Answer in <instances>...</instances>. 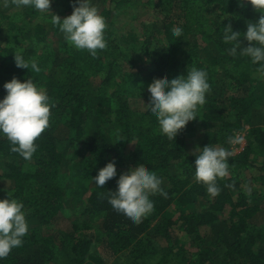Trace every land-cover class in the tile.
<instances>
[{
  "label": "trees",
  "instance_id": "trees-1",
  "mask_svg": "<svg viewBox=\"0 0 264 264\" xmlns=\"http://www.w3.org/2000/svg\"><path fill=\"white\" fill-rule=\"evenodd\" d=\"M74 3L52 0L60 8L48 15L0 0V99L15 77L33 79L54 105L31 160L0 135V199L9 192L22 201L29 224L23 245L0 264H106L123 253L131 264H264V78L259 65L239 50L232 56L223 42L230 25L249 46L243 33L261 13L238 0H92L107 23V47L93 58L52 22ZM145 3L154 13L139 28L116 27V14ZM177 27L179 38L172 36ZM15 55L35 59L41 71L18 68ZM193 67L207 72L210 91L198 118L169 140L149 114L148 88ZM243 132L247 144L230 158L212 197L195 179V150L231 149L229 137ZM111 161L116 179L96 186L92 178ZM140 166L162 179L167 197L151 196L153 212L134 224L108 199ZM248 171L257 174L249 190L242 180ZM72 217L73 231L61 232L58 221Z\"/></svg>",
  "mask_w": 264,
  "mask_h": 264
},
{
  "label": "clouds",
  "instance_id": "clouds-1",
  "mask_svg": "<svg viewBox=\"0 0 264 264\" xmlns=\"http://www.w3.org/2000/svg\"><path fill=\"white\" fill-rule=\"evenodd\" d=\"M241 6L251 4L261 13L256 22L247 24L243 37L249 42L245 47L240 43L241 33L229 25L223 29V42L232 45L229 53L249 57L253 64L259 65L257 72L264 78V0H238ZM18 7H31L40 12H51L52 0H12ZM78 5V6H77ZM71 15L61 19L55 15L54 25L59 27L69 44L78 50H87L96 58L98 51L107 47L105 30L106 19L100 14L92 0H75ZM52 13V12H51ZM172 36H182V29L177 27ZM16 66L41 71L38 62L25 60L22 55H15ZM6 96L0 99V135L7 138L11 151L23 159L31 160L38 149L37 139L50 126L51 109L54 105L43 87L33 79L21 82L13 78L4 84ZM210 91L208 74L205 70L193 67L186 76L171 80L154 81L148 88L150 101L147 104L151 117L159 124L161 133L169 140H176L178 134L190 121L196 120L197 112L206 103V94ZM243 143V137H229L228 144L235 146ZM195 179L206 186L207 193L218 196L221 189L218 179L229 175V160L235 155L234 149L207 145L195 150ZM115 161L109 162L92 178L96 186L103 188L109 180L116 179ZM163 181L157 174L143 166L130 169V175L120 178L117 191L110 193L108 204L117 214L134 224L154 210L151 196L160 194L167 197L161 187ZM24 203L8 192V198L0 199V259L6 258L13 249L23 245V238L28 234L29 224L26 219Z\"/></svg>",
  "mask_w": 264,
  "mask_h": 264
},
{
  "label": "rangeland",
  "instance_id": "rangeland-1",
  "mask_svg": "<svg viewBox=\"0 0 264 264\" xmlns=\"http://www.w3.org/2000/svg\"><path fill=\"white\" fill-rule=\"evenodd\" d=\"M96 6H98V5H96ZM57 8H60V7L58 6V7L54 8L51 6L50 10H51V12H55L57 10ZM68 10L66 12H64V14L62 16L65 15L67 17V16L71 15V12L73 10H71V11H68ZM51 12H47V14L49 15V13H51ZM116 13H118V12H116ZM153 13H154V10L152 8L147 7V5L145 3L141 7L135 6L134 8H131L129 11H125L122 13L120 12L119 15L116 14L117 16L115 15V18H114L115 21L114 22L116 24V27L119 28V30L123 29L125 26L129 25L130 23H132L133 27L139 28L140 27L139 23H141V21H144L148 17L151 18ZM55 15H57V14H55ZM58 16H60V15H58ZM53 17L54 16H52L51 19H53ZM49 20H50V18H49ZM116 35H119V33L117 32ZM64 39H65V37H64ZM238 135L243 137V143L235 145V146H231V149H234L235 154L240 153L247 144V139H246L247 133L243 132V133L238 134ZM190 147H192L194 149L196 148V146L192 145V144L190 145ZM253 175L257 176L255 171H248L245 175H242V180H244V188H246L247 190H249V188L251 187L250 185H252V183L250 182L249 179H251L253 177ZM254 180H255V178H254ZM254 186H255L254 188H256V186H257L256 183L254 184ZM258 186L259 187L257 189H262L260 184H258ZM0 191H2V188H0ZM78 205L81 206L82 202H78ZM73 219H74L73 217L70 219L69 218L68 219H60L57 223L58 229L61 232H68V233L72 232L73 228H74L73 227ZM261 219L263 222L264 216H262ZM79 221H80V219H79ZM83 222H84V220H81L80 224H82ZM89 226L90 227H92V226L98 227V225L93 224V222L90 223ZM96 254H97V252H96ZM102 254H103V251H102ZM106 264H131V259H130L128 253H123V254L119 255V257H117V258H115L113 260H109L108 262H106Z\"/></svg>",
  "mask_w": 264,
  "mask_h": 264
}]
</instances>
